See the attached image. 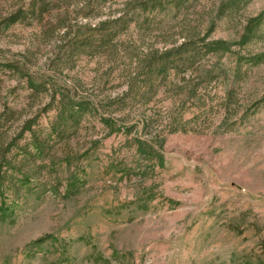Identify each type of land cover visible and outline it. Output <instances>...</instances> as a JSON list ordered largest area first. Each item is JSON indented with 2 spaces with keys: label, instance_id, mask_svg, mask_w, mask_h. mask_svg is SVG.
Segmentation results:
<instances>
[{
  "label": "rangeland",
  "instance_id": "1",
  "mask_svg": "<svg viewBox=\"0 0 264 264\" xmlns=\"http://www.w3.org/2000/svg\"><path fill=\"white\" fill-rule=\"evenodd\" d=\"M0 264H264V0H0Z\"/></svg>",
  "mask_w": 264,
  "mask_h": 264
},
{
  "label": "trees",
  "instance_id": "2",
  "mask_svg": "<svg viewBox=\"0 0 264 264\" xmlns=\"http://www.w3.org/2000/svg\"><path fill=\"white\" fill-rule=\"evenodd\" d=\"M14 19L15 18L13 17L12 20H14ZM251 23H252V18L249 19V23H248V26L249 27H250ZM244 38H245V34L243 35V37H242L241 40H244ZM228 44L229 43L227 41L223 40V39H214L213 41H211V43L209 45V48L210 49H214V47H215L217 49L221 48V49H224L225 50L226 48H228ZM33 140H34V146H35V148L40 150V144L38 143V141H36L35 139H33Z\"/></svg>",
  "mask_w": 264,
  "mask_h": 264
}]
</instances>
